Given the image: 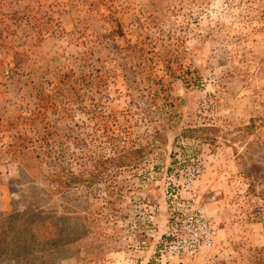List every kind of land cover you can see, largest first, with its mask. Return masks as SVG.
Here are the masks:
<instances>
[{
	"label": "rangeland",
	"instance_id": "obj_1",
	"mask_svg": "<svg viewBox=\"0 0 264 264\" xmlns=\"http://www.w3.org/2000/svg\"><path fill=\"white\" fill-rule=\"evenodd\" d=\"M0 264H264V0H0Z\"/></svg>",
	"mask_w": 264,
	"mask_h": 264
},
{
	"label": "built area",
	"instance_id": "obj_2",
	"mask_svg": "<svg viewBox=\"0 0 264 264\" xmlns=\"http://www.w3.org/2000/svg\"><path fill=\"white\" fill-rule=\"evenodd\" d=\"M199 176L198 169L189 172L187 183L193 184ZM172 229L170 238L165 243V251L176 258H191L201 254L209 247L214 233L203 208L197 205L176 217Z\"/></svg>",
	"mask_w": 264,
	"mask_h": 264
}]
</instances>
